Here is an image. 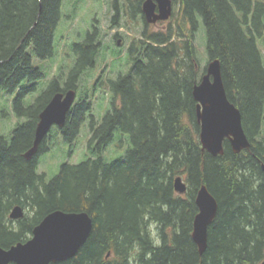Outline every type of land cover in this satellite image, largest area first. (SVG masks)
Listing matches in <instances>:
<instances>
[{
	"label": "trees",
	"instance_id": "1",
	"mask_svg": "<svg viewBox=\"0 0 264 264\" xmlns=\"http://www.w3.org/2000/svg\"><path fill=\"white\" fill-rule=\"evenodd\" d=\"M141 1L136 0L133 12L141 11ZM60 7L61 0H0V91L18 89L12 108L26 119L13 130L10 142L0 134V245L26 240L33 226L54 209L83 210L92 218L86 241L71 258L50 264L263 260L264 140L257 136L264 116V62L257 41L264 29V0H180L183 23L177 31L171 25L143 30L129 49L127 73L104 84L112 96L101 120L90 113L91 101L79 98L65 124L57 127L71 144L89 116V149L100 153L117 129L129 135L132 145L109 162L98 155L77 164L63 163L46 180L37 171L38 156L49 149L46 137L31 159L22 155L32 145L38 113L55 92L78 88L84 70L95 66L101 46L96 21L73 43L75 60L63 77L64 86L60 78L52 79L34 100L24 103L33 86L22 82L44 77L32 65L28 49L39 59L53 55ZM113 7L116 24L117 0ZM199 20L205 27L207 55L220 60L227 96L240 109L250 140V147L238 153L227 139L221 155L201 148L192 96L201 75L194 42ZM176 175L188 182L186 196L174 190ZM201 183L217 198L218 209L200 255L191 231L197 211L194 194ZM16 204L27 213L11 219L9 212Z\"/></svg>",
	"mask_w": 264,
	"mask_h": 264
},
{
	"label": "rangeland",
	"instance_id": "2",
	"mask_svg": "<svg viewBox=\"0 0 264 264\" xmlns=\"http://www.w3.org/2000/svg\"><path fill=\"white\" fill-rule=\"evenodd\" d=\"M133 1V0H132ZM60 18L53 33V56L47 59H39L32 49L28 51L32 58V65L38 67L44 74L35 89L24 98V103L32 101L46 87L54 77H64L75 60L72 51L74 42L82 40L86 33L97 23L100 31L101 46L96 56L95 66L84 70L78 81L76 99H88L92 103L90 113L99 122L104 113L110 109L111 94L106 90L104 83L109 79H116L118 75L127 73L130 67V58L127 52L130 44L142 38L145 23L141 14L132 16L127 10H121L116 24H112L113 9L111 0H62ZM183 23L180 9V0L173 1V12L164 21L148 23V31L166 30L171 25L178 30ZM119 40V44L116 41ZM199 59L200 74L206 67L209 57L206 51V32L202 20L194 36ZM258 44L262 51L264 62V29L262 36L258 38ZM200 78V77H199ZM31 82L24 80L22 86H28ZM18 91H0V134L10 142L13 130L26 119L17 116L12 108ZM89 116L84 120L75 141L71 144L64 141L56 127H52L47 136L45 145L47 151L38 156L37 171L46 175V180L51 179L59 172L63 163L77 164L88 157L95 158L101 155L107 162L121 155L132 145L129 135L116 130L113 140L99 153L88 148ZM257 139L264 140V116L262 130ZM186 196V194H184ZM27 213V209H23ZM25 215V214H24ZM154 228L155 225H152ZM31 232L28 234L31 236ZM259 263V262H258Z\"/></svg>",
	"mask_w": 264,
	"mask_h": 264
},
{
	"label": "water",
	"instance_id": "3",
	"mask_svg": "<svg viewBox=\"0 0 264 264\" xmlns=\"http://www.w3.org/2000/svg\"><path fill=\"white\" fill-rule=\"evenodd\" d=\"M142 10L149 22L165 20L172 13V0H144ZM75 95L74 89H68L51 96L38 113L32 145L22 153L24 158L31 159L37 153L39 144L53 125L65 124ZM192 96L196 101L202 149L212 155H221L225 138L235 153L250 147L241 111L227 96L218 58L208 61L200 80L192 87ZM173 187L178 193L186 190L181 175L173 178ZM195 204L198 211L193 217L191 238L201 255L207 247L208 228L218 209L217 198L205 183L197 188ZM23 213L22 206L16 204L10 209L9 217L18 219ZM91 229L92 218L88 212L54 209L33 226L29 238L7 247L0 245V264H50L66 260L77 253ZM259 264H264V259Z\"/></svg>",
	"mask_w": 264,
	"mask_h": 264
},
{
	"label": "flooded vegetation",
	"instance_id": "4",
	"mask_svg": "<svg viewBox=\"0 0 264 264\" xmlns=\"http://www.w3.org/2000/svg\"><path fill=\"white\" fill-rule=\"evenodd\" d=\"M143 1L144 0H142L140 3H141V11L140 12H133V9H134V6H135V2H136V0H117V10H118V17H119V15H120V13H121V10H127V8H129V12H130V14L132 15V16H135L136 17V15H138V14H141V17H142V19H143V21H144V23H145V27H144V30L145 29H147V24L148 23H156L157 21H164V20H157V21H155V22H149L147 19H146V17H145V15H144V13H143V10H142V4H143ZM61 2H62V0H61ZM111 5H112V9H113V12H114V14H113V16L115 15V9H114V7H113V0H111ZM112 21V20H111ZM75 43V42H74ZM116 43H118L119 44V40H117L116 41ZM133 43V42H132ZM132 43L130 44V46L128 47V49H127V52H128V54H129V58H130V52H129V49H130V47H131V45H132ZM53 56V55H52ZM51 56V57H52ZM50 58V57H49ZM67 74V73H66ZM121 75V74H120ZM61 76H66V75H63V74H61ZM119 76V75H118ZM117 76V77H118ZM58 78H60V84H61V86H64V79H63V77H54V78H52V79H58ZM51 79V80H52ZM50 80V81H51ZM39 81V80H38ZM38 81H36V82H31V84H30V86H33V89L32 90H34L35 89V85H36V83L38 82ZM49 81V82H50ZM48 82V83H49ZM107 82V81H106ZM105 82V83H106ZM104 83V84H105ZM48 85V84H47ZM46 85V86H47ZM29 86V85H28ZM45 89V88H44ZM18 90V89H17ZM31 90V91H32ZM30 91V92H31ZM42 92V91H41ZM62 92H64V91H62ZM38 96V95H37ZM36 96V97H37ZM36 97H33V99L32 100H34V98H36ZM75 103V102H74ZM62 127V126H61ZM47 136H50V135H47ZM47 138V137H46ZM47 140V139H46ZM48 147V146H47ZM49 148V147H48ZM186 185H187V188H186V190L184 191V192H182V193H180L179 195H183L184 196V194H187L188 193V189H189V185H188V182L186 181ZM199 187V186H198ZM197 187V188H198ZM197 188H196V190H195V194H194V201H195V195H196V191H197ZM197 211H198V209H197ZM196 211V212H197Z\"/></svg>",
	"mask_w": 264,
	"mask_h": 264
}]
</instances>
